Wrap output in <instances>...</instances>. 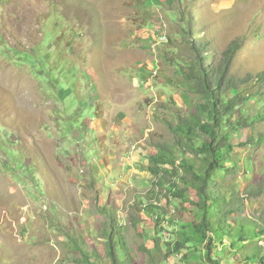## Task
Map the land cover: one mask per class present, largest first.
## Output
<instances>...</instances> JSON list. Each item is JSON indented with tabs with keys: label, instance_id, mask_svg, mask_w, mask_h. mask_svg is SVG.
<instances>
[{
	"label": "rangeland",
	"instance_id": "374dc122",
	"mask_svg": "<svg viewBox=\"0 0 264 264\" xmlns=\"http://www.w3.org/2000/svg\"><path fill=\"white\" fill-rule=\"evenodd\" d=\"M190 30L216 60L239 41L229 72L253 76L242 106L264 114V0H0V264H83L91 248L103 256L102 206L131 264H206L197 241L187 255L167 241L195 219L182 203L195 191L179 181L184 199L167 198L146 170L196 112L188 67L177 66L196 59ZM256 126L264 133V118ZM239 152L251 170L229 179L264 188V143Z\"/></svg>",
	"mask_w": 264,
	"mask_h": 264
},
{
	"label": "trees",
	"instance_id": "16d2710c",
	"mask_svg": "<svg viewBox=\"0 0 264 264\" xmlns=\"http://www.w3.org/2000/svg\"><path fill=\"white\" fill-rule=\"evenodd\" d=\"M193 34L190 30L187 42L196 59L189 60L186 66L180 63L177 66L182 70L188 67L185 76L189 91L197 99L196 112L180 117L173 129L176 133L174 149L157 145L155 152L149 155L146 168L153 184L166 188L167 198L170 194L174 199H184L185 190L177 187L179 181L195 191V200L182 201L184 208H195V219L190 225H181L175 240L167 241L170 247L173 245L172 250L185 249V254L189 251L186 242L197 241L202 245L206 264H264V203L256 206V199L264 202V188L249 183L239 190L240 184L229 179L240 171L246 177L251 170L250 162L239 154V148L264 143V133L256 126L264 114L247 115L243 108L250 107V98L244 90L253 76L240 78L229 72L232 52L239 41H232L216 60L208 51L209 42L195 40ZM263 75L259 74L258 79ZM251 197L254 198L248 202ZM246 202L248 207L250 203L254 206L249 207V212ZM144 205L159 214L165 213L157 202L149 201ZM100 210L109 214L108 222L101 228L105 253L100 256L91 248L83 251L78 261L131 264L127 250L123 247L122 252L115 238L119 226L113 212L104 206ZM154 222L160 224V216L156 215ZM160 230L167 232L162 226ZM158 242L157 236L154 238L157 248Z\"/></svg>",
	"mask_w": 264,
	"mask_h": 264
},
{
	"label": "crops",
	"instance_id": "0c3cea01",
	"mask_svg": "<svg viewBox=\"0 0 264 264\" xmlns=\"http://www.w3.org/2000/svg\"><path fill=\"white\" fill-rule=\"evenodd\" d=\"M108 139H109V138H107V140H108ZM107 140L104 141V145H107V144H108V141H107ZM106 147H107V146H106ZM128 147H129V146H128ZM131 147H133V149H134V145H132ZM134 150H136V149H134ZM106 151H107V148H106ZM127 152H128V149H127ZM127 152H126V153H127ZM126 153H125V154H126ZM127 154H128V153H127ZM109 155H110V154H109ZM109 155H108L107 152H106V155H105L104 158H105V159H109ZM135 156H136V152L133 154V159L135 158ZM95 167H96V166H94V169H95ZM96 171H97V169H96ZM140 177H143V176H140Z\"/></svg>",
	"mask_w": 264,
	"mask_h": 264
},
{
	"label": "built area",
	"instance_id": "2783aa9c",
	"mask_svg": "<svg viewBox=\"0 0 264 264\" xmlns=\"http://www.w3.org/2000/svg\"><path fill=\"white\" fill-rule=\"evenodd\" d=\"M162 37H163V38H162L161 41H163V40L165 39V35L163 34ZM155 40H157V39H155ZM155 40L153 41V43L155 42ZM153 43H152V44H153ZM152 44H151V45H152Z\"/></svg>",
	"mask_w": 264,
	"mask_h": 264
}]
</instances>
